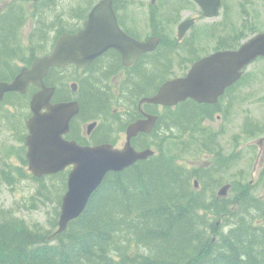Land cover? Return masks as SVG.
I'll list each match as a JSON object with an SVG mask.
<instances>
[{
  "label": "trees",
  "instance_id": "16d2710c",
  "mask_svg": "<svg viewBox=\"0 0 264 264\" xmlns=\"http://www.w3.org/2000/svg\"><path fill=\"white\" fill-rule=\"evenodd\" d=\"M76 1L73 7L57 12L60 0H0L4 2L0 10V80L11 81L20 70L19 62L31 64L47 53L63 32L74 33L82 27L97 0ZM120 7L115 0V8ZM30 20L32 28L25 42L22 30ZM218 30L211 27L212 34ZM154 32L161 35L164 29L155 27ZM220 32L217 49L236 48L246 35L239 26ZM161 36L156 50L126 68L128 75L118 86L113 84V78L124 66L115 50L97 58L86 71L73 66L77 92L63 76L64 69H50L45 82L56 87L54 101L76 99L80 103L68 138L80 132V122L101 118L91 139L113 142L111 135H117L116 129L123 131L130 120L140 115V99L156 92L175 73L172 52H176L177 45L169 35ZM36 90L32 85L25 94L8 92L0 102V114L5 112L11 129L18 134V157L25 165L26 120ZM118 102L127 110L115 111ZM195 102L188 100L168 107L151 134L133 139L138 147L157 145L159 150L124 170L109 172L82 214L61 233L57 229L67 171L42 177L28 172L39 184L40 196L55 203L56 215L47 228L0 207V264H264V200L254 195L247 184L237 182L231 196L218 197L212 183L214 173L225 166L189 168L161 149L169 132L181 131L175 135L179 138L184 132L193 135L201 130V120L210 111ZM7 104L14 109L1 110ZM126 116L130 119L120 123ZM6 172L2 178L11 182L14 175ZM195 176L201 178L202 186H195ZM47 178L56 188H48ZM56 178L61 180H57L59 185L54 183ZM54 190L56 194L60 192L59 196Z\"/></svg>",
  "mask_w": 264,
  "mask_h": 264
},
{
  "label": "water",
  "instance_id": "95a60500",
  "mask_svg": "<svg viewBox=\"0 0 264 264\" xmlns=\"http://www.w3.org/2000/svg\"><path fill=\"white\" fill-rule=\"evenodd\" d=\"M195 1L206 16L219 13L221 0ZM113 3L114 0H100L89 12L82 29L73 34L63 33L51 53L37 58L30 67H23L12 81L0 80V101L7 92H27L30 84L39 88L30 101L32 115L27 120L25 144L29 170L36 177H42L72 166L61 202L57 233L63 232L70 221L82 214L90 197L109 172L124 170L154 154L150 148L136 149L131 141L140 132L152 130L158 119L155 114H146L145 118L131 122L126 129V142L121 148L107 142L80 144L66 138L71 120L80 111V104L77 100L53 102L55 87L45 83L52 66L64 67L74 63L85 70L110 48L118 50L124 64L129 65L142 53L156 48L159 37L139 41L120 27ZM192 23L193 20L181 23L179 35L183 36ZM260 55H264V32L253 35L236 50L217 51L195 61L185 76L167 80L156 94L144 97L141 103L172 106L187 98L198 102H216L225 89L242 75L245 66ZM71 86L77 91L76 82ZM96 125V121L88 124V132ZM229 188V184L224 185L218 194L227 195Z\"/></svg>",
  "mask_w": 264,
  "mask_h": 264
},
{
  "label": "rangeland",
  "instance_id": "374dc122",
  "mask_svg": "<svg viewBox=\"0 0 264 264\" xmlns=\"http://www.w3.org/2000/svg\"><path fill=\"white\" fill-rule=\"evenodd\" d=\"M60 1L62 8L58 3L55 7L57 12H61L62 9L73 7L74 3L77 2L76 0ZM118 1L121 4L119 13L126 18V26L142 36L151 35L152 27L150 16L152 12L158 14L160 18V20L156 21V26L167 30L169 36L172 38L175 36L177 37V28L181 20L195 17L197 23L188 33L187 39L193 40L194 36H196V38L200 39L195 40L196 46L198 48L201 47V49L207 48L209 49L207 51L210 52H213L217 45L216 38L210 35L211 27L219 20L224 19L225 21V26H221L222 29H229L230 26H239L246 31L245 33L247 35L254 31L264 30V0H226L227 12L225 13L226 8H224L222 15L215 20L201 17L202 14L199 13L200 9L192 4L181 6L179 8L177 7V9L174 10L175 19L168 20L167 17L171 13L166 11V0H155L153 6L152 0ZM171 2H173V0H170L169 4H171ZM3 4L4 2H1L0 7ZM162 15L166 16L164 20L161 19ZM31 26V21H28L23 28L22 33L25 42L28 40ZM187 39L184 42H178L183 45L184 49L180 50L179 45H177L176 54L172 55L175 60V73L178 74H180L181 70L185 68V61L182 60V57L186 53ZM63 73L68 84H70L73 81V78L77 75L74 67L64 69ZM121 76L122 73H119L113 80L115 86H118ZM253 85L255 90L251 91V93L255 95L259 92L257 94L261 95V89L264 88V82H256ZM117 89H119V87ZM119 103L120 102L116 104L117 110L115 109V111L127 110L126 107H123V105H120ZM6 107L11 110L14 109L7 104L6 106L3 105L1 110H4ZM252 108L255 110V116L260 118L258 111H262L264 106L252 104ZM263 113L264 112H262V114ZM99 121L101 122L102 119L100 118ZM83 123L86 124L87 122ZM236 131L237 130H235V132ZM121 132V137L118 136V139L121 146H123L125 142V129ZM180 133L181 131L178 130H174L172 133L169 132V135L163 138L161 149L174 155L179 163L186 165L187 167H208L210 156L206 154L205 147L203 148L204 142L210 145V141H207L205 138L206 131L203 129L199 132H195L193 135L192 133H186V135L183 134L179 138H176L175 135ZM17 137L18 134L15 130L11 129L9 119L6 118L5 112H2L0 114V207L9 210L12 209L13 213L17 216H23V218L30 223L39 222L49 228V220L56 215V205L53 203V200L43 199L38 193L39 184L33 180L28 173L30 172L28 164H23L18 157V148L21 145V142ZM111 137H114V133ZM220 141L225 146L230 144L228 132H225V134L220 137ZM240 141L242 142V140ZM155 149L158 151L159 147ZM242 150L243 157L234 160L229 167L226 166L222 168L218 174L214 173V176L217 177L218 182L220 183V185H215L214 187L216 193L220 190L221 186L225 185L227 182L241 178L242 171L247 173L245 176L246 181L251 177L253 154H250L247 146H243ZM247 150L248 152H246ZM6 171H8V173L10 172L12 177L14 175V179L12 178L11 182L5 181L4 178H2L4 172L7 174ZM196 178L197 176L193 178V181ZM255 178L257 179L258 176ZM57 180L58 178H56L54 182H57ZM47 183L49 184V189L56 187H52L53 181L51 179L47 178ZM261 184L253 187L252 193L257 196H263L264 198V187ZM231 193L232 191L229 190L227 197L231 196Z\"/></svg>",
  "mask_w": 264,
  "mask_h": 264
},
{
  "label": "flooded vegetation",
  "instance_id": "af4514ba",
  "mask_svg": "<svg viewBox=\"0 0 264 264\" xmlns=\"http://www.w3.org/2000/svg\"><path fill=\"white\" fill-rule=\"evenodd\" d=\"M154 2L155 0H152V3ZM121 21H122L121 23L122 28L130 36L143 41H145L146 38L151 36V35L142 36L139 33H136L133 30H131L129 27L126 26L127 21L123 15L121 16ZM178 25L180 26V24ZM193 27L194 25L191 24L182 37H180L179 33H177V37H173V41L175 42V45H179L180 50L184 49V47L182 44L178 42H184L187 39L188 33L193 29ZM255 32L256 31L252 32L251 34ZM197 39L199 38H196V36H194L193 40L187 39L186 53L182 57V60L185 61L184 63L185 68L181 70L179 74L180 76H185L188 73L189 68L194 61L211 53V52L205 53L206 52L205 48L204 49H201V47L198 48L195 43V40ZM170 40L172 41V39ZM120 59L123 62L121 54H120ZM139 59L140 57L133 63L136 64ZM133 63L132 65H134ZM91 65L92 64H90V66ZM132 65L124 64L123 70L118 71V73H123L125 76H127L128 73L126 72V68L131 67ZM90 66L87 67L86 70H88ZM115 78L116 77H114L113 79ZM122 80H119V84L122 82ZM256 82H264V56L257 57L253 62L247 65L245 69L242 71V75L225 89V91L218 97V100L216 102H198L191 98L182 101L184 103L188 100H194L196 101L195 103H197L199 108L210 111L209 116L205 115L204 118L201 120V125H200L201 130L204 129L206 131L205 134L206 140L210 141V145L206 142H204L203 144V148L205 147L206 154L210 156L209 166L213 165L219 168L223 166L229 167L234 160L243 157L242 147L243 146L248 147L250 154H253L252 164H251L252 166L251 177L249 178L248 181H246L245 176L247 175V173L242 171L241 178L227 182L226 184H230L233 187L235 185V182H237L240 185L247 184L250 190H252L253 187L257 185H260L261 183H262L261 185L264 187V113L262 114V112H264V109L262 111H258L260 116L259 118L255 116V110L252 108V104H256V105L259 104L261 106H264V88L261 89L262 92L261 95L257 94L259 92L253 95L251 91L255 90L253 84ZM177 105L178 104H176L175 106L174 105L168 106L162 104L143 102L141 106L138 105L140 115L138 117H135L134 120H137L139 118H145L146 114H155L158 117H160L163 113L167 111L166 109L168 107L174 108ZM128 119H130V117L126 116L123 119L121 118L119 122L125 123ZM97 121L98 124L90 133L87 132L86 124L79 121L80 123L78 124V126L80 132L78 134H75L74 136L71 133L70 139L77 140L80 144L103 143V142L99 143L95 139H91L93 131H95V129L100 124L99 119ZM130 122L132 121L130 120L129 123ZM156 124L149 133L140 132L137 136L133 137L132 143H133V139L136 138L139 139L140 137H144V135L151 134L155 129ZM235 130L237 131L235 132ZM116 132L117 135H114V137L112 138L114 140L112 144H114V146L116 147H122L118 139L119 137H121L122 132L118 129H116ZM225 132H228L230 139V144H228L227 146H225L220 141V137L223 136ZM184 133H185L184 135H186V132ZM126 138L127 135L125 130V142H126ZM240 140H242V142ZM134 146L139 149H143L136 145ZM248 150L246 152H248ZM256 176H258L257 179L255 178ZM214 177H215V181L213 180L212 183H214L215 185H220L217 177L216 176ZM202 179L205 180L204 177H202ZM260 197L261 199L264 200L263 196Z\"/></svg>",
  "mask_w": 264,
  "mask_h": 264
},
{
  "label": "bare ground",
  "instance_id": "6f19581e",
  "mask_svg": "<svg viewBox=\"0 0 264 264\" xmlns=\"http://www.w3.org/2000/svg\"><path fill=\"white\" fill-rule=\"evenodd\" d=\"M55 4H56V3H55ZM59 5H61V4H59ZM53 8H54V7H53ZM74 11H75V10H74ZM71 14H73V13H71ZM63 27H64V26H63ZM50 29H52V28H50ZM77 131H78V130H77ZM136 162H137V161H136ZM136 162H135V163H136ZM60 181H61V180H60ZM60 181H59V182H60ZM208 182H209V181H208ZM54 183H55V182H54ZM56 183H57V182H56ZM57 184H58V183H57ZM60 184H61V183H60ZM58 185H59V184H58ZM52 186H53V184H52ZM60 186H61V185H60ZM62 187H63V186H62ZM55 188H56V187H55ZM58 190H59V189H58ZM61 190H62V189H61ZM54 191H55V190H54ZM53 193H54V192H53V190H52V194H53ZM55 194H56V191H55ZM57 194H58V192H57ZM57 194H56V195H57ZM59 194H60V192H59ZM59 194H58V196H59ZM56 195H55V196H56ZM55 196H54V197H55ZM207 198H208V196H207ZM55 199H56V197H55ZM205 199H206V198H205ZM56 217H57V216H56ZM49 222H50V221H49ZM222 229H223V228H222Z\"/></svg>",
  "mask_w": 264,
  "mask_h": 264
}]
</instances>
